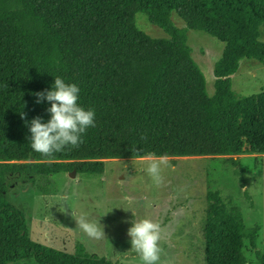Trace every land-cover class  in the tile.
Wrapping results in <instances>:
<instances>
[{
  "label": "trees",
  "instance_id": "trees-1",
  "mask_svg": "<svg viewBox=\"0 0 264 264\" xmlns=\"http://www.w3.org/2000/svg\"><path fill=\"white\" fill-rule=\"evenodd\" d=\"M138 14L168 37L141 30ZM263 24L264 0H0V264H115L83 244L69 254L33 241L6 198L11 177L36 185L74 170L102 175L105 160L264 155V90L238 96L232 84L241 60L264 65ZM188 29L226 44L213 97ZM56 77L80 88L95 127L79 147L44 157L30 147L28 124L50 119L51 104L33 94L51 91ZM207 202L206 263L246 264L245 243L254 248L260 227L247 228L218 191Z\"/></svg>",
  "mask_w": 264,
  "mask_h": 264
},
{
  "label": "rangeland",
  "instance_id": "rangeland-1",
  "mask_svg": "<svg viewBox=\"0 0 264 264\" xmlns=\"http://www.w3.org/2000/svg\"><path fill=\"white\" fill-rule=\"evenodd\" d=\"M172 20L176 27L187 29L176 13ZM137 24L152 38L168 37L144 14L137 15ZM187 35L213 97L215 66L226 44L203 31L188 29ZM260 41L264 42V24ZM232 84L238 96L262 92L264 65L241 60ZM153 162L147 158L105 160L102 175L61 173L37 177L36 185L11 177L6 198L24 213L33 241L69 254L83 244L88 252L115 264H143L127 232L132 220L149 218L161 228L160 264H207L203 236L207 194L218 191L228 205L242 211L247 228L260 227L257 244L253 248L247 240L244 254L246 264H264V155L166 158L160 163L158 182L148 172ZM81 216L100 220L105 238L92 240L77 229L75 219Z\"/></svg>",
  "mask_w": 264,
  "mask_h": 264
},
{
  "label": "clouds",
  "instance_id": "clouds-1",
  "mask_svg": "<svg viewBox=\"0 0 264 264\" xmlns=\"http://www.w3.org/2000/svg\"><path fill=\"white\" fill-rule=\"evenodd\" d=\"M79 93L80 88L76 84L65 83L62 78L56 77L51 91L33 94L38 98L37 103L47 100L51 104L47 109L50 114L47 122L37 117L28 124L31 133L30 147L35 152L44 157H52L68 146L79 147L86 130L95 127V112L80 106ZM147 159L154 161L148 167V172L158 182L160 163L165 162L166 158L149 156ZM75 221L77 229L87 238H105L104 226L100 220H89L81 216ZM127 235L130 237L131 247L138 252L143 264H160L162 237L159 223L149 218L132 220Z\"/></svg>",
  "mask_w": 264,
  "mask_h": 264
},
{
  "label": "water",
  "instance_id": "water-1",
  "mask_svg": "<svg viewBox=\"0 0 264 264\" xmlns=\"http://www.w3.org/2000/svg\"><path fill=\"white\" fill-rule=\"evenodd\" d=\"M75 172H76V171L74 170V171L70 172V174L74 176Z\"/></svg>",
  "mask_w": 264,
  "mask_h": 264
}]
</instances>
